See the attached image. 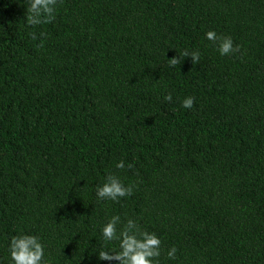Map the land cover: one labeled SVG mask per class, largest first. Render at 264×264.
I'll return each mask as SVG.
<instances>
[{"label": "trees", "instance_id": "obj_1", "mask_svg": "<svg viewBox=\"0 0 264 264\" xmlns=\"http://www.w3.org/2000/svg\"><path fill=\"white\" fill-rule=\"evenodd\" d=\"M28 5L0 0V264L20 234L52 264H118L98 258L113 215L160 264H264V0H58L36 27ZM185 49L199 63L170 66ZM109 174L133 193L99 200Z\"/></svg>", "mask_w": 264, "mask_h": 264}, {"label": "clouds", "instance_id": "obj_2", "mask_svg": "<svg viewBox=\"0 0 264 264\" xmlns=\"http://www.w3.org/2000/svg\"><path fill=\"white\" fill-rule=\"evenodd\" d=\"M58 0H29L26 9V23L31 27L51 23L55 19L56 6ZM33 39L37 38L35 32L30 34ZM44 36V33H40ZM206 38L217 46L221 55H230L240 51L241 46L234 45L231 36L218 35L214 30L206 33ZM39 47H43V41ZM185 57H191L192 63H199L200 52L194 50L189 52L185 49L178 56L168 59L170 66L180 65ZM167 101L172 100V94L168 93L165 98ZM182 106L191 109L194 106V97H186ZM117 169L125 167L124 161L121 160L116 165ZM128 168L133 165L129 163ZM135 185H126L119 176L109 174L102 186L96 190L99 200H111L119 202L121 198L130 196L134 191ZM103 239L105 241V250L98 254L100 260L116 261L118 264H160L161 239L155 232H148L141 228L139 223L128 218L122 222L119 215H113L110 220L103 226ZM119 241V250L107 249V242ZM177 248L169 249L167 255L170 259H175ZM9 252L13 264H52L50 259H45V245L41 242L40 237L32 234L14 235L10 240Z\"/></svg>", "mask_w": 264, "mask_h": 264}]
</instances>
